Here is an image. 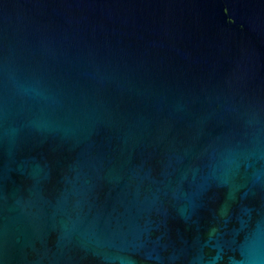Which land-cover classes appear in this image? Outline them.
Wrapping results in <instances>:
<instances>
[{"label": "water", "instance_id": "water-1", "mask_svg": "<svg viewBox=\"0 0 264 264\" xmlns=\"http://www.w3.org/2000/svg\"><path fill=\"white\" fill-rule=\"evenodd\" d=\"M0 264H264V0H0Z\"/></svg>", "mask_w": 264, "mask_h": 264}]
</instances>
